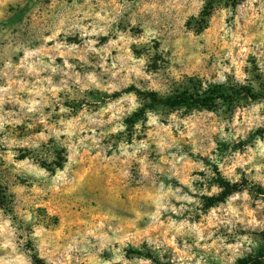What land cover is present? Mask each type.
I'll list each match as a JSON object with an SVG mask.
<instances>
[{"label": "rangeland", "instance_id": "rangeland-1", "mask_svg": "<svg viewBox=\"0 0 264 264\" xmlns=\"http://www.w3.org/2000/svg\"><path fill=\"white\" fill-rule=\"evenodd\" d=\"M192 82L264 90V0H0V264L261 250L264 98L209 110L122 92ZM217 171L242 189L208 207Z\"/></svg>", "mask_w": 264, "mask_h": 264}, {"label": "trees", "instance_id": "trees-1", "mask_svg": "<svg viewBox=\"0 0 264 264\" xmlns=\"http://www.w3.org/2000/svg\"><path fill=\"white\" fill-rule=\"evenodd\" d=\"M233 1V0H231ZM122 92H135L136 94L147 97L152 105H164L170 108L185 107L187 109H214L219 103L231 105L235 101L242 98H249L257 100L264 98V90L255 91L253 88L246 85L239 86H226L220 83L208 84L204 87L200 83L192 82L191 85L176 89L173 93L167 96H159L156 91H144L135 87H130ZM143 111V110H141ZM61 164H59L60 166ZM220 192L217 195L208 197L206 205L208 207L224 202L234 192L242 189V185L237 182H231L224 178L217 171L215 178ZM5 192L0 185V205H5ZM263 248L256 254H250L245 257L239 258L234 264H264V232ZM41 264H43L41 262Z\"/></svg>", "mask_w": 264, "mask_h": 264}]
</instances>
